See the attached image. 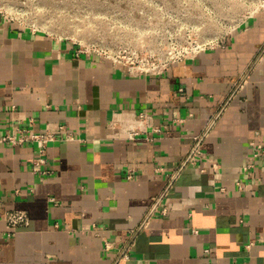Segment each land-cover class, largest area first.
<instances>
[{
	"label": "crops",
	"instance_id": "crops-1",
	"mask_svg": "<svg viewBox=\"0 0 264 264\" xmlns=\"http://www.w3.org/2000/svg\"><path fill=\"white\" fill-rule=\"evenodd\" d=\"M26 129L53 138L0 141V264H264V8L157 74L0 15V136Z\"/></svg>",
	"mask_w": 264,
	"mask_h": 264
},
{
	"label": "rangeland",
	"instance_id": "rangeland-1",
	"mask_svg": "<svg viewBox=\"0 0 264 264\" xmlns=\"http://www.w3.org/2000/svg\"><path fill=\"white\" fill-rule=\"evenodd\" d=\"M262 0H0V15L78 50L151 67L213 46Z\"/></svg>",
	"mask_w": 264,
	"mask_h": 264
},
{
	"label": "built area",
	"instance_id": "built-area-1",
	"mask_svg": "<svg viewBox=\"0 0 264 264\" xmlns=\"http://www.w3.org/2000/svg\"><path fill=\"white\" fill-rule=\"evenodd\" d=\"M261 8H264V0H262ZM194 54H192L191 56H193ZM187 57L190 56H184L183 54H181L180 56H176L175 58L166 59L161 64H157L145 68H139L138 66L124 65L119 60H115V59H111V61L116 67H123L128 73L131 74H157L160 73L162 70H164L170 63L177 60H182ZM59 128H62V126H60ZM52 138H53V134L49 130H45L44 132H36L26 129V130H19L18 134L11 133L0 136V141L10 144H21L28 141L33 142L35 144L36 152L39 156L37 160L39 162H42L43 161L42 156L45 153L46 144ZM194 140H197V137H195ZM196 147L197 146H195L194 151H196ZM261 154H264V146L256 145L253 152V156L257 157L260 156ZM243 169L246 174H249L248 165L244 166ZM238 184L239 186L241 185L240 182H238ZM4 220L9 229L26 226L28 224L27 215L19 210L5 212Z\"/></svg>",
	"mask_w": 264,
	"mask_h": 264
}]
</instances>
